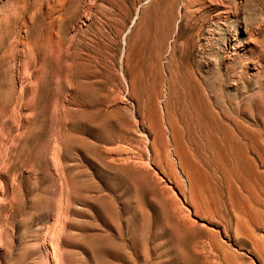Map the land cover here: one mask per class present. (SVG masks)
Listing matches in <instances>:
<instances>
[{
    "label": "rangeland",
    "instance_id": "obj_1",
    "mask_svg": "<svg viewBox=\"0 0 264 264\" xmlns=\"http://www.w3.org/2000/svg\"><path fill=\"white\" fill-rule=\"evenodd\" d=\"M188 1L0 0V264L263 263L264 0ZM242 24L263 53L234 74Z\"/></svg>",
    "mask_w": 264,
    "mask_h": 264
},
{
    "label": "bare ground",
    "instance_id": "obj_2",
    "mask_svg": "<svg viewBox=\"0 0 264 264\" xmlns=\"http://www.w3.org/2000/svg\"><path fill=\"white\" fill-rule=\"evenodd\" d=\"M188 1V0H187ZM193 1V0H192ZM249 1V0H248ZM189 2V1H188ZM200 2V1H199ZM190 3V2H189ZM247 4V2H245V0H202L201 4H200V8L203 11L205 10H209L211 13H210V18L213 19L214 21L216 22H221V24H227L229 23V21L231 20H235L237 21L239 18V15H241V10L243 8V4ZM192 4V3H191ZM190 4V5H191ZM245 4V5H246ZM185 8V7H183ZM189 9V8H188ZM198 9V10H199ZM197 10V9H196ZM197 10V11H198ZM244 10V9H243ZM208 11V12H209ZM196 12V11H195ZM243 12V11H242ZM245 13V12H244ZM192 12L190 10H187V7L184 9V13H183V17H185V19L187 20V17L189 18V16H192L191 15ZM243 14V13H242ZM204 15V14H203ZM261 15V14H260ZM259 15V16H260ZM198 16V15H197ZM244 16V15H243ZM258 17V16H257ZM191 18V17H190ZM264 18V15L263 17ZM260 18V19H262ZM193 20V19H192ZM244 20V19H243ZM257 20H259V18H257ZM239 21V20H238ZM248 21V20H246ZM264 21V19L262 20ZM256 22V21H255ZM245 23V21H244ZM212 24V23H211ZM240 24V23H238ZM246 24V23H245ZM243 25L242 27L237 25V27L239 26V28L237 30H235V32L233 31H230V33L228 34V36H222L221 39L223 40V44H222V48L220 50V54L221 55L220 57H222L223 59L226 60V64H227V68L230 69L232 71V73L234 74H237L240 70H242L243 67H246L248 66L249 64H254L256 65V63H258V59H262L260 58V55L262 56V54L258 53L259 50V41H261L259 38L258 40H255V35H253L252 33H250L249 29H248V25ZM263 24V23H262ZM261 24V25H262ZM215 25V24H214ZM236 25V24H235ZM252 25V24H251ZM256 25V24H255ZM206 27V26H205ZM254 27V25H253ZM256 28V27H255ZM209 29V28H208ZM210 30V29H209ZM251 30V29H250ZM264 30V29H263ZM229 31V30H228ZM256 31H260V25L258 23L257 25V29ZM209 32V31H208ZM221 33V32H220ZM254 33V32H253ZM208 34V33H207ZM210 34V32H209ZM213 34V33H212ZM255 34V33H254ZM257 34V33H256ZM259 34V33H258ZM263 37L264 38V31H263ZM227 35V34H226ZM242 35H245L246 36V43H244V46H243V49L245 51V55L244 57H240L238 54V52L236 51V49L234 48L237 44L241 43V40L242 39ZM261 35V33L259 34V36ZM208 36V35H207ZM210 36V35H209ZM255 36V37H254ZM211 37V36H210ZM220 38V37H219ZM207 44H205V46L203 47H206L208 45V42H209V39L206 41ZM264 42L263 39L260 43V47L261 44H264L262 43ZM258 46V47H257ZM257 49H258V52H257ZM262 52V51H261ZM263 53V52H262ZM259 54V56H258ZM239 56V57H238ZM238 61H240L241 63H243L242 67H240L241 65H238ZM240 63V64H241ZM253 65V67H254ZM246 69V68H244ZM143 132V131H142ZM144 134V133H143ZM141 134V135H143ZM140 135V134H139ZM140 135V136H141ZM144 136V135H143ZM144 140V139H143ZM145 142V141H144ZM171 144V143H170ZM172 148V147H170ZM152 150V149H151ZM153 151V150H152ZM149 150V156L146 157V161H151V155L153 154V152ZM152 152V153H151ZM155 153V152H154ZM154 155V154H153ZM152 155V157H153ZM166 159H167V164L170 166V167H173L174 166L176 167L175 169L178 170V173H174L175 177H176V182L179 183L181 182L183 186H185L186 188H188L189 186V181H188V178L187 176L185 175V173L182 175V172H181V168L180 165H182L181 163V160H180V157H179V152L177 150L176 147H173V149L170 150V153L168 152V154L166 155ZM144 160V159H143ZM142 160V161H143ZM121 161V160H120ZM147 161V162H148ZM143 163V162H142ZM132 165V164H131ZM145 163H143L142 167H144ZM152 165V164H151ZM146 166L148 167L149 165L146 163ZM143 169V168H142ZM146 169V168H145ZM112 170L117 173V174H121L122 170L119 169V168H112ZM147 170V169H146ZM140 171L139 175L140 176H147L149 175V172L148 171ZM153 172L154 169H153ZM163 174V173H162ZM152 175V173H151ZM181 175V177L179 176ZM164 176V175H163ZM157 177V176H156ZM181 179V180H180ZM159 179H157L156 181H158ZM155 180L152 181L149 185V191L152 192V190H154V188L157 186V182ZM163 181V179H162ZM164 187V186H163ZM177 189V188H176ZM167 191V190H166ZM150 197V196H149ZM163 198V197H162ZM174 198V197H173ZM175 200V199H174ZM164 201V200H163ZM172 201V200H171ZM158 206H160V203L159 201H156ZM165 202V201H164ZM164 205V204H163ZM193 205V204H192ZM176 206H178V204H176ZM181 206V205H180ZM189 206V205H188ZM161 207V206H160ZM184 210V209H183ZM161 211H162V215L164 216L165 215V210L162 209L161 207ZM179 211V210H178ZM181 211H182V208H181ZM193 214L195 215V213H197V209L195 206H193V210H192ZM183 213V212H181ZM180 213V214H181ZM183 217V216H181ZM184 217H185V213H184ZM189 217V216H188ZM186 218V217H185ZM203 218V217H202ZM210 218V217H209ZM185 220V219H184ZM242 220V219H241ZM195 223V222H194ZM182 224V222H181ZM192 224V223H191ZM189 225V223H188ZM170 227H172L173 229H177V225L173 224V225H169ZM200 226H197V225H193L191 226V228L189 229V226H188V229L185 230V232H180L178 231V235L181 237V236H184L185 234H187V232L193 230V229H196ZM234 228V227H233ZM247 228V227H246ZM213 229V228H212ZM248 229V228H247ZM264 229V228H263ZM210 231V230H209ZM54 232V231H53ZM210 235H209V238L207 240L206 243H208V247H211V248H215L216 246V239L217 237L215 236V234L213 232H209ZM222 233V232H221ZM220 233V235H221ZM54 237V235H53ZM228 237V236H227ZM224 238V237H223ZM255 238V237H254ZM264 238V237H263ZM50 239V238H49ZM228 239V238H227ZM49 241V240H48ZM55 242V241H54ZM46 243V242H45ZM51 243V241H50ZM49 244V243H48ZM47 244V245H48ZM53 244V243H52ZM230 244V243H229ZM261 244V243H259ZM50 245V244H49ZM233 245V244H232ZM51 246V245H50ZM207 246V245H206ZM251 246V245H250ZM53 248V246H52ZM235 248V247H234ZM209 249V248H208ZM207 249V250H208ZM236 250V249H235ZM48 251V250H47ZM54 251V250H52ZM51 253V252H50ZM210 253V251H209ZM212 253V252H211ZM222 253V252H221ZM53 254L55 255V253L53 252ZM213 254V253H212ZM214 255V254H213ZM254 257V256H253ZM223 261V263L225 264H243L242 262L238 261L232 254H229V253H223L222 254V257H220ZM264 258V257H263ZM212 259V258H211ZM215 259V258H214ZM54 260V259H53ZM255 260V259H254ZM212 262L214 261L213 259L211 260ZM252 261V260H251ZM54 262V261H53ZM57 262V261H56ZM55 262V263H56ZM216 262H217V259H216ZM221 262V261H220ZM264 264V260L262 261ZM54 263V264H55ZM58 264V263H57ZM217 264V263H216ZM258 264V263H257Z\"/></svg>",
    "mask_w": 264,
    "mask_h": 264
}]
</instances>
